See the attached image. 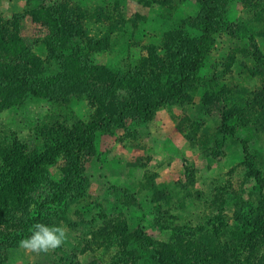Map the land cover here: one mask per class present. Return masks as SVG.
I'll return each mask as SVG.
<instances>
[{"label":"rangeland","instance_id":"obj_1","mask_svg":"<svg viewBox=\"0 0 264 264\" xmlns=\"http://www.w3.org/2000/svg\"><path fill=\"white\" fill-rule=\"evenodd\" d=\"M65 1L87 12V19L78 20L90 37L99 39V62L110 67L123 69L139 59L148 64L149 52L155 60L166 61L176 44L167 40L168 33L180 39L197 34L188 22L198 11L197 0H57ZM19 13H26L24 0H0L2 20L19 18ZM74 17L69 18L73 24ZM18 21L19 36L42 35L41 24L30 15ZM40 49L34 48L42 55ZM213 85L228 90L234 105L249 116L246 123L237 117L228 123L234 127L232 135L218 131ZM84 103L62 106L31 99L17 110L1 111L0 124L17 126L18 136L31 135L28 146L36 147L33 125L55 120L57 112L67 125L84 120L89 113ZM240 139L247 160L264 179V0L230 1L205 45L195 78L179 96L156 107L146 120L129 112L120 123L94 129L90 146L79 154L75 181L45 208L47 219L32 214L30 204L31 222L23 224L20 239L11 240V231L5 234L10 220L20 221L27 213L5 208V227L0 216V264H156L146 248L164 257L188 256L197 248L217 264H246L244 257L252 253L248 264H264V259L256 260L264 251L260 212H252L245 234L244 224L239 226L233 216L235 206L244 212V201L254 209L259 195L253 177L245 178ZM66 162L58 153L48 168L52 185L63 177ZM49 191L46 183L37 184L31 199L39 202ZM260 191L264 194V187ZM35 223L65 226L67 241L47 253L19 247ZM238 231L245 237H232ZM237 240L246 244L247 253L234 245ZM139 254L145 258L137 259Z\"/></svg>","mask_w":264,"mask_h":264},{"label":"trees","instance_id":"obj_2","mask_svg":"<svg viewBox=\"0 0 264 264\" xmlns=\"http://www.w3.org/2000/svg\"><path fill=\"white\" fill-rule=\"evenodd\" d=\"M24 1L26 13H19L18 16L30 15L32 20L41 24L43 32L41 36L25 39L17 33L20 17L13 15L10 19L0 18V112L17 110L27 100L32 99L56 102L62 106L70 103L78 105L86 101L84 106L89 108V113L84 120L73 119L67 125L65 123H68V120L58 119L61 113L57 112L55 120L41 121L33 125L32 140L37 141L36 147L28 146L27 139L30 140L31 135L18 136L17 126L8 129L0 124V216L4 219L2 224L6 226L5 214H2L5 208H20L22 213H27L20 221L10 220L5 234H10L11 231V240L17 237L20 239L21 233H24L23 224L31 222L33 217L27 216L30 204L33 205L32 214H40L42 218L47 219L45 208L50 207L54 199L57 200L69 190L78 174L79 154L90 146L95 128L120 123L129 112H135L142 120H146L156 107L168 104L183 92L184 86L195 78L203 60L205 45L232 0H197L198 11L195 17L188 20L191 28L197 30L196 35L180 39L177 35L168 33L167 40L176 41V44L166 61L155 60V56L149 52L148 64L139 59L135 64L127 65L123 69L99 62V39L90 37L89 32L82 27L81 19L78 20L79 17L87 19L85 10L81 8L78 12L77 7L70 8L66 1ZM72 17L74 24L72 19H69ZM39 46L42 48V55L34 50ZM168 66L171 69L169 71ZM164 70L168 73L166 78L160 75ZM211 96L212 101L217 104L219 133L232 135L234 127L228 123L236 117L245 123L249 120L245 108L236 107L232 95L224 87L212 89ZM239 142L246 159L245 178L253 177L259 194L254 209H251L247 201L240 205L244 211L242 214L239 208H234L233 216L240 222L239 226L244 224L242 232L245 234L248 228L245 225L250 224L253 211L260 212L259 220L256 221L264 227V194L260 191V188L264 187V179L247 160L245 141L240 139ZM58 153L64 154L68 168L63 177L52 185L48 168L56 162ZM40 183H46L50 191L41 201L34 203L31 192ZM242 232H232L231 235L244 238ZM262 237L264 239V233ZM214 244L215 242H211L210 246ZM235 244L238 247L240 245V250L247 253L246 244L243 245L239 240L235 241ZM142 248L145 249L144 246ZM146 249L156 264H217L215 259L203 256L197 248L188 256L181 254L167 257L157 252L156 255L155 249ZM185 250L187 253L190 249L188 247ZM251 254L244 257L246 264L253 257ZM260 254L257 261L264 259V251ZM142 258L143 255L139 254L137 259ZM221 262L225 264V260Z\"/></svg>","mask_w":264,"mask_h":264},{"label":"clouds","instance_id":"obj_3","mask_svg":"<svg viewBox=\"0 0 264 264\" xmlns=\"http://www.w3.org/2000/svg\"><path fill=\"white\" fill-rule=\"evenodd\" d=\"M67 229L63 225L48 226L35 223L31 235L19 241V247L28 252L47 253L62 246L67 241Z\"/></svg>","mask_w":264,"mask_h":264}]
</instances>
